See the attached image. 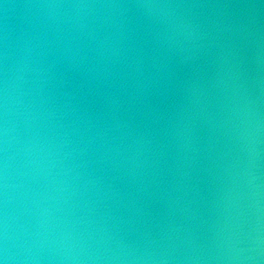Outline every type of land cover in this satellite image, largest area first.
<instances>
[{"label":"water","instance_id":"obj_1","mask_svg":"<svg viewBox=\"0 0 264 264\" xmlns=\"http://www.w3.org/2000/svg\"><path fill=\"white\" fill-rule=\"evenodd\" d=\"M0 264H264V0H0Z\"/></svg>","mask_w":264,"mask_h":264}]
</instances>
